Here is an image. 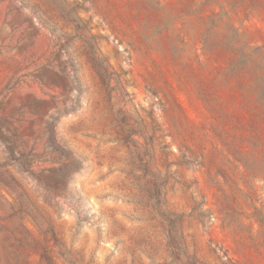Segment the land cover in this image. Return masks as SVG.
<instances>
[{
  "label": "rangeland",
  "instance_id": "obj_1",
  "mask_svg": "<svg viewBox=\"0 0 264 264\" xmlns=\"http://www.w3.org/2000/svg\"><path fill=\"white\" fill-rule=\"evenodd\" d=\"M0 264H264V0H0Z\"/></svg>",
  "mask_w": 264,
  "mask_h": 264
}]
</instances>
